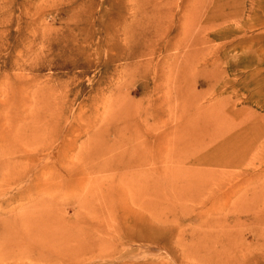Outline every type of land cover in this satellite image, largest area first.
<instances>
[{
  "label": "rangeland",
  "instance_id": "1",
  "mask_svg": "<svg viewBox=\"0 0 264 264\" xmlns=\"http://www.w3.org/2000/svg\"><path fill=\"white\" fill-rule=\"evenodd\" d=\"M263 216L264 0H0V264H216L194 227Z\"/></svg>",
  "mask_w": 264,
  "mask_h": 264
},
{
  "label": "bare ground",
  "instance_id": "2",
  "mask_svg": "<svg viewBox=\"0 0 264 264\" xmlns=\"http://www.w3.org/2000/svg\"><path fill=\"white\" fill-rule=\"evenodd\" d=\"M64 95L62 92L60 93V96ZM66 105H62V108L60 109V112L55 114V116H52V119L55 122H58L59 124L62 123V121L65 119L66 116ZM210 153H206L202 159L198 158L196 161V164L201 163L200 161L204 160L206 161L209 157ZM10 166L7 165V168ZM243 217H246L247 220L253 219V215L246 214ZM264 219V216L262 217ZM49 230L45 232L44 235V242L45 245V253L46 258H50L49 262H67L68 258H71L72 255L81 252L83 250H90L91 242L83 239H78L76 234H70L69 232H66L64 230V235L60 236V232L57 229H53V226H50ZM233 227L229 228H219L215 225L213 222H205V223H199L194 227V230L192 232V237H197L199 239H204L209 242V244L215 245L216 247H219L220 245L223 246V243L227 249H230L229 253V261L225 260V258H217L214 259L216 264H225L229 263L231 264L236 258L239 257L238 254L241 252L242 248L247 249L248 246L252 247H258L261 249H264V234L259 228L257 229H250L249 231V238L238 236V234L233 230L234 236H231V231ZM251 239V241H250ZM262 241V242H261ZM234 243V244H233ZM233 246L231 247V245ZM240 247V250L238 248ZM242 246V248H241ZM247 246V247H246ZM232 249V250H231ZM255 259L256 261L251 259L250 264H264V251L260 256H257ZM210 262V261H209ZM208 262V263H209ZM67 264V263H66ZM84 264V263H81ZM116 264H131V262H119Z\"/></svg>",
  "mask_w": 264,
  "mask_h": 264
}]
</instances>
